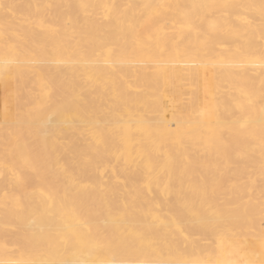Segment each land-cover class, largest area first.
<instances>
[{"label":"bare ground","instance_id":"bare-ground-1","mask_svg":"<svg viewBox=\"0 0 264 264\" xmlns=\"http://www.w3.org/2000/svg\"><path fill=\"white\" fill-rule=\"evenodd\" d=\"M0 86V264H264V0H0Z\"/></svg>","mask_w":264,"mask_h":264},{"label":"rangeland","instance_id":"rangeland-1","mask_svg":"<svg viewBox=\"0 0 264 264\" xmlns=\"http://www.w3.org/2000/svg\"><path fill=\"white\" fill-rule=\"evenodd\" d=\"M0 91L2 92V88H1V86H0ZM1 92H0V95L2 94V96L0 97V110L2 109V105H1V101H2V100H1V99H2V97H3V92H2V93H1ZM0 122H1V121H0ZM262 221H263V224H264V219H262L261 222H262ZM263 226H264V225H263Z\"/></svg>","mask_w":264,"mask_h":264}]
</instances>
